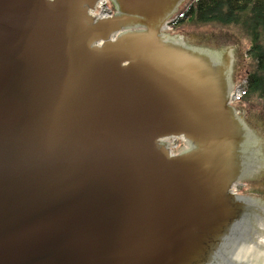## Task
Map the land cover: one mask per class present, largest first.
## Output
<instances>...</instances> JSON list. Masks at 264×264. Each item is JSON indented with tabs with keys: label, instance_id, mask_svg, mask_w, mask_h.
<instances>
[{
	"label": "water",
	"instance_id": "obj_1",
	"mask_svg": "<svg viewBox=\"0 0 264 264\" xmlns=\"http://www.w3.org/2000/svg\"><path fill=\"white\" fill-rule=\"evenodd\" d=\"M94 2L0 0V264H242L264 194L229 187L246 161L264 179V123L218 98L237 45L162 33L187 0H116L99 22ZM172 134L197 149L170 156Z\"/></svg>",
	"mask_w": 264,
	"mask_h": 264
},
{
	"label": "trees",
	"instance_id": "obj_2",
	"mask_svg": "<svg viewBox=\"0 0 264 264\" xmlns=\"http://www.w3.org/2000/svg\"><path fill=\"white\" fill-rule=\"evenodd\" d=\"M214 23L226 25L232 33L248 35L252 40L250 54L255 68L238 81L247 79V84L235 105L250 115L252 104L264 101V0H196L175 20V27ZM252 192V187L241 189L243 194Z\"/></svg>",
	"mask_w": 264,
	"mask_h": 264
},
{
	"label": "rangeland",
	"instance_id": "obj_3",
	"mask_svg": "<svg viewBox=\"0 0 264 264\" xmlns=\"http://www.w3.org/2000/svg\"><path fill=\"white\" fill-rule=\"evenodd\" d=\"M175 33L176 34L174 35H177L179 33L197 35L199 43L211 35V40L224 42V43L228 42V44L237 45V50H238V55H239V58L236 57L235 59L236 60L235 70L237 68V75H236L237 81L245 77L248 71H251L255 68V60L250 54L251 42H252L250 36L245 35V34H236V33L234 34L230 31L229 28L226 27V25L215 24V23L214 24H202V25L181 24L179 25V27L176 28ZM170 34H173V33L171 32ZM236 64L238 67H236ZM237 83L239 82H236V84ZM245 84H246V81L242 83V91L245 87ZM252 107L253 108H252L251 114L249 115L248 113H246L250 123L251 124L264 123V120L261 118V117H264V101H262L261 104L253 103ZM186 139L188 141L187 147H182L181 153H184L185 151H187L190 146L188 138ZM263 183H264V179L255 181L254 182L255 185L252 186V189L255 192H252L251 194L264 192ZM241 187L242 185L238 186L237 188L240 189Z\"/></svg>",
	"mask_w": 264,
	"mask_h": 264
},
{
	"label": "flooded vegetation",
	"instance_id": "obj_4",
	"mask_svg": "<svg viewBox=\"0 0 264 264\" xmlns=\"http://www.w3.org/2000/svg\"><path fill=\"white\" fill-rule=\"evenodd\" d=\"M233 49L235 50L234 47H233ZM236 57L237 56L234 55V59H236ZM225 59H226V57L224 54H221L220 57H217V56L213 57L214 63H218L220 60H221V62H224ZM236 67H238L237 64H236ZM236 72H237V68H236V70L233 68L232 72L229 73L226 78L225 77L222 78L221 84L218 88V91H219L218 92V98L221 99V102L228 103L230 106H233V102H234L230 98V95H231L233 88L236 85V82H237ZM241 116H243V114H241ZM244 119L246 120V117H244ZM239 130H241L242 134L244 135L242 137V139H240L242 142L241 146H239V143H238V147L240 148V150L241 151H247L246 154H249L250 152L255 151V146H254L253 141H252V136L248 135V133H245L246 130L242 127V125L240 126ZM197 147H198V143L191 140L188 152L195 151L197 149ZM246 154H245V157L242 156L243 162H245V160H246ZM251 167L252 168H250V169H248L247 167L244 168V170L242 171L243 173L241 174L240 177H238L239 179L236 178V179H238L237 181H239L240 178H248L249 180H251V175H255V173L257 172L256 165H251ZM249 184L255 185L253 183V181H250ZM247 185H248V183H247Z\"/></svg>",
	"mask_w": 264,
	"mask_h": 264
},
{
	"label": "built area",
	"instance_id": "obj_5",
	"mask_svg": "<svg viewBox=\"0 0 264 264\" xmlns=\"http://www.w3.org/2000/svg\"><path fill=\"white\" fill-rule=\"evenodd\" d=\"M113 13L110 0H97V10L94 8L89 9V14L91 17H94L95 21L112 17ZM160 143H165L171 154H175L178 148L177 139L174 137L162 138L160 139Z\"/></svg>",
	"mask_w": 264,
	"mask_h": 264
},
{
	"label": "bare ground",
	"instance_id": "obj_6",
	"mask_svg": "<svg viewBox=\"0 0 264 264\" xmlns=\"http://www.w3.org/2000/svg\"><path fill=\"white\" fill-rule=\"evenodd\" d=\"M242 264H264V236L260 246L248 252Z\"/></svg>",
	"mask_w": 264,
	"mask_h": 264
},
{
	"label": "crops",
	"instance_id": "obj_7",
	"mask_svg": "<svg viewBox=\"0 0 264 264\" xmlns=\"http://www.w3.org/2000/svg\"><path fill=\"white\" fill-rule=\"evenodd\" d=\"M188 1H189V0H187V2H188ZM187 2H186V3H187ZM183 5H184V4H180V9L183 7ZM115 6H116V5H115Z\"/></svg>",
	"mask_w": 264,
	"mask_h": 264
}]
</instances>
